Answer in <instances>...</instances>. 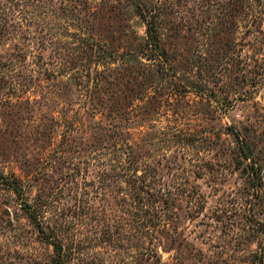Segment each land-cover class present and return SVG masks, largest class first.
<instances>
[{"label":"rangeland","instance_id":"rangeland-1","mask_svg":"<svg viewBox=\"0 0 264 264\" xmlns=\"http://www.w3.org/2000/svg\"><path fill=\"white\" fill-rule=\"evenodd\" d=\"M0 264H264V0H0Z\"/></svg>","mask_w":264,"mask_h":264},{"label":"trees","instance_id":"trees-1","mask_svg":"<svg viewBox=\"0 0 264 264\" xmlns=\"http://www.w3.org/2000/svg\"><path fill=\"white\" fill-rule=\"evenodd\" d=\"M143 19H144V17H143ZM146 25H147V27H146V33H147V38H148V43H147V45H149L150 47V49L152 50L153 49V47H156L155 45H153L152 44V42L153 43H155L156 41H155V39H154V32H153V26H152V24L151 23H149V22H147L146 21ZM153 37V38H152ZM41 233H42V231H41ZM45 237H47L46 235H44ZM50 245L53 247V249H54V251L55 252H57V256H56V260H57V262H60V254L62 253V245H61V243H60V241H58V242H56V241H51L50 242ZM64 255H65V253H64Z\"/></svg>","mask_w":264,"mask_h":264}]
</instances>
